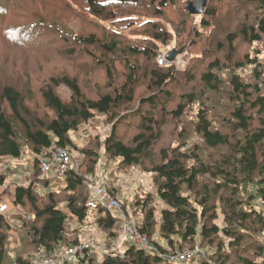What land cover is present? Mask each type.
Returning <instances> with one entry per match:
<instances>
[{
  "label": "trees",
  "instance_id": "trees-1",
  "mask_svg": "<svg viewBox=\"0 0 264 264\" xmlns=\"http://www.w3.org/2000/svg\"><path fill=\"white\" fill-rule=\"evenodd\" d=\"M69 1H82L84 6L77 9L99 21L139 27L135 33L142 38L130 42L114 30L104 37L92 31L64 34L61 27L69 30V25H58L44 8L47 0H26V19L17 35L27 39L41 30L56 33L64 43L62 53L74 58L77 45L91 47L88 54L98 57L107 83L96 84L91 97L78 77L52 76L37 101L55 112L51 116L32 106L14 79L0 72V164L7 157L21 158L24 148L35 155L40 171L51 148L78 149L85 156L80 165L73 166L72 159L60 192L39 196L37 185L50 184L39 177L40 171L30 183L16 186L14 203L35 217L24 218L22 247L13 256L9 245L14 227L0 210V264H40V254L82 242L72 239L68 225L91 218L86 175L96 172L100 149L122 167H139L151 175L154 192L136 199L134 213L109 190L122 200L127 216L135 219L153 249L126 239L121 250L113 251L123 224L99 208L94 223L108 235L102 256L98 247L86 248L74 263L65 264H175L164 256L198 247L204 252L183 264H264V0H209L199 21L188 0ZM166 22L202 52L184 71L158 63V44L173 38ZM243 43L251 49L243 50ZM60 87L70 91L69 100L58 92ZM97 114L106 117L112 131L103 142L96 139L95 145L80 149L71 133ZM135 115L140 117L138 133L124 142L119 125ZM169 123L174 125L172 140L161 144ZM27 248L36 252L25 255Z\"/></svg>",
  "mask_w": 264,
  "mask_h": 264
},
{
  "label": "rangeland",
  "instance_id": "rangeland-1",
  "mask_svg": "<svg viewBox=\"0 0 264 264\" xmlns=\"http://www.w3.org/2000/svg\"><path fill=\"white\" fill-rule=\"evenodd\" d=\"M188 1L187 4L189 8L191 5L195 6L198 0ZM208 1L209 0H207V3ZM25 2L26 0H0V72L7 77V79L9 77L14 79V83L19 86L22 93L28 99L27 101L32 106H39L42 112L44 111L51 116H55L54 111H50V109L44 108V105L38 104L41 99L39 91L43 85H46L48 81H50L52 76L71 74L78 77L81 85L85 87L86 93L93 97L95 95L94 88L96 84L100 83L103 85L107 83V74L102 68L103 66L99 65V60H96L98 57L93 60L92 56L88 54L93 49L87 45H77L76 57L74 58L73 56H66L62 53L64 43L58 40L56 33H48L41 30V32L37 31L38 35H33L31 38L27 39H24L25 37L21 34L17 35L20 33L19 28L22 26L21 22L26 19L24 10ZM66 2H69L71 8H68V3L65 4ZM44 3L46 6L44 7L45 10L52 18L57 19L59 26L62 21L69 25V30L60 26L64 34L73 33L75 35H82L83 31L85 33L92 31L104 37L106 31L114 30L112 32H119L121 35L127 37L129 39L127 40L130 42L138 41L137 39L142 38L139 35L140 32L135 33L136 29L139 28L137 26L123 27L117 23L111 25L110 21L105 23L96 18L94 19V17L88 14L81 13L77 7L82 6V4L84 6L82 1H78L74 5H72L69 0H47V2ZM29 8L28 10L30 11L31 9H37L34 7ZM205 8L206 6L204 10ZM40 9L42 10V8ZM193 15L195 21H199L202 18V13H193ZM134 17H140L143 21L146 20L145 15H134ZM172 17L174 16L172 15ZM175 21L178 22L177 17ZM165 24L168 30L173 32V38L167 45L158 44L161 52L157 60L160 57H164L165 59L164 65L160 64L159 60L158 63L162 66L175 65L178 71H184L190 67L194 57L200 56L202 52L190 45L191 42L186 37L184 38L183 36L177 35L169 23L166 22ZM109 26L113 28L110 30ZM89 27L91 29H89ZM23 41L26 42V45H23ZM202 41L206 40L204 39ZM241 46L243 50L249 48V46L244 43ZM255 47L258 46H252V48ZM172 50L180 52H178L174 60L169 61L166 56ZM260 57L264 61V52ZM197 65H195V67ZM86 85H88V88ZM58 92H60L64 99H70L71 94L66 87H60ZM32 99H34V101ZM171 105L172 104H170V107ZM144 110H147V107H145ZM139 121L140 117L135 115L119 125L118 132L120 138L124 140V142L129 143L138 133L137 124ZM173 130V123H169L165 126V134L161 144H166L172 140ZM111 131L112 125H107L106 117L97 114L95 119L82 124L77 131L72 132L71 137L80 149H84L95 145L96 143L94 144V140L96 139H99L98 142H103L105 138L110 135ZM99 154L100 157L96 166V172L86 175L91 192L93 189L100 186L110 189L123 200L130 213H134L135 209L133 208V204L136 199L141 196L145 198L147 194L154 192L151 175L144 172L139 167L124 168L120 165V160L117 158L107 159L103 149L99 150ZM71 157L73 159V166L75 163L80 165L85 160V156L78 149H71ZM39 171L35 163V155L31 153L28 148H24L21 158L14 159L7 157L2 159L0 164V181L4 182V184L0 186V209H3L2 212L11 219L14 227L10 231L11 241L9 245L10 254L13 256H15L17 250L22 247L20 242V231L23 226L24 218L29 217L32 219L35 217V214L30 213L28 210L29 208L25 209L16 205L14 203L15 196H12V194L15 192V186L20 183H27L26 178L31 176L32 173H34L32 178V180H34L37 175L36 173ZM41 172L42 171H40V173ZM48 176L43 173L39 175L42 179L50 180L49 187L46 189L42 184L41 186H37L39 196H43L45 193L52 190L60 192L61 189L64 188V179L54 174H49ZM42 182H44V180ZM158 206V210H160L162 203L159 202ZM135 214L139 215L137 213ZM98 215L99 213H92L91 218L82 225L74 219L69 222L68 229L71 232L70 236L72 239L76 238L81 240V244L85 245L88 250L98 247L101 253L97 255L101 257L104 243L108 235L101 231L94 223V219L98 218ZM133 220L135 221V219ZM217 222L219 224L222 223L221 217ZM124 241L125 235L122 230L112 250H121L120 248ZM160 241L162 240L160 239ZM35 252L34 249L27 248L25 250V255H32ZM184 252L190 254V258L187 260V262H189L194 255L199 252H204V250L198 247L194 251L185 250ZM44 255H46V253L39 255L40 264H43L42 259ZM72 263H74V261ZM194 264L198 263L194 262Z\"/></svg>",
  "mask_w": 264,
  "mask_h": 264
},
{
  "label": "built area",
  "instance_id": "built-area-1",
  "mask_svg": "<svg viewBox=\"0 0 264 264\" xmlns=\"http://www.w3.org/2000/svg\"><path fill=\"white\" fill-rule=\"evenodd\" d=\"M158 60L160 64L164 65V57H160ZM71 162L72 157L70 151L66 148L57 146L50 149L48 156L42 157L40 168L44 175L54 174L65 179ZM88 206L93 213H97L99 208H104L114 217L119 218L123 224L125 240L127 239L141 249H153V244L148 239L147 235L141 233L136 222L127 216L122 200L114 196L109 189L101 186L93 189ZM1 211H3V209ZM86 248L87 247L81 243L77 246L63 244L53 253L44 255L42 262L43 264H65L67 262H73L77 260L79 254H83ZM113 251L118 252L119 250L114 249ZM164 257L172 263L183 264L190 258V254L188 252H181L177 254H168Z\"/></svg>",
  "mask_w": 264,
  "mask_h": 264
},
{
  "label": "water",
  "instance_id": "water-1",
  "mask_svg": "<svg viewBox=\"0 0 264 264\" xmlns=\"http://www.w3.org/2000/svg\"><path fill=\"white\" fill-rule=\"evenodd\" d=\"M206 3H207V0H198L195 6L191 5L189 8H190V10H191L192 13H194V14H201L204 11V7L206 6ZM178 52H180V51H176V50L170 51L167 54V56H166L167 59L169 61L174 60L175 57H176V55L178 54Z\"/></svg>",
  "mask_w": 264,
  "mask_h": 264
},
{
  "label": "crops",
  "instance_id": "crops-1",
  "mask_svg": "<svg viewBox=\"0 0 264 264\" xmlns=\"http://www.w3.org/2000/svg\"><path fill=\"white\" fill-rule=\"evenodd\" d=\"M33 175H34V173H32L31 176H29V177L26 178L27 183H30V182L32 181ZM47 176H48V175H47ZM48 177H49V176H48ZM27 183H25V184H27ZM3 184H4V182L0 181V186H2ZM20 184H24V183H20ZM20 184H19V185H20ZM25 184H24V185H25ZM65 184H66V183H65V181H64V185H63V187L65 186ZM37 186H41V184H38ZM15 188H16V186H15ZM45 189H46V187H45ZM51 189H53V188H51ZM12 196H14V193L12 194ZM12 196H11V197H12Z\"/></svg>",
  "mask_w": 264,
  "mask_h": 264
}]
</instances>
